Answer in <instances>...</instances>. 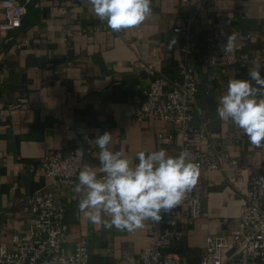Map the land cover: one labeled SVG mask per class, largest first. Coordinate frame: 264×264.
Returning a JSON list of instances; mask_svg holds the SVG:
<instances>
[{
	"label": "crops",
	"instance_id": "0c3cea01",
	"mask_svg": "<svg viewBox=\"0 0 264 264\" xmlns=\"http://www.w3.org/2000/svg\"><path fill=\"white\" fill-rule=\"evenodd\" d=\"M19 2L25 13L9 33L12 39L5 42L0 34V247L12 248L11 234L25 231L23 206L30 195L48 191L64 210L65 250L84 238L89 264H138L130 257L147 244L150 221L133 232L93 225L78 212V180L62 185L37 167L48 150L60 149L81 160L80 171L85 165L98 168L99 149L89 141L105 131L113 135L111 150L123 149L134 163L139 151L164 148L177 156L182 141L193 136L161 119L136 121L131 108L154 77H164L168 86L179 81L184 38L172 27L177 16H191L197 49L186 62L195 68L199 88L192 122L206 125L217 150L239 159L238 169L200 172L194 187L202 195L203 213L194 220L181 217L180 240L198 252L189 256V264H199L206 237L228 231L239 217L250 177L264 174V148L252 147L239 128L216 112L230 79H250L254 63L261 65L264 78V0H151L152 16L135 30L119 33L96 18L84 0ZM220 16L237 18L239 28L252 38L227 60L202 64L199 58ZM164 130L174 132L171 143L158 142L157 133ZM88 147L95 152L89 154ZM81 148L82 154L77 152ZM176 251L173 247L174 256L181 257Z\"/></svg>",
	"mask_w": 264,
	"mask_h": 264
},
{
	"label": "built area",
	"instance_id": "2783aa9c",
	"mask_svg": "<svg viewBox=\"0 0 264 264\" xmlns=\"http://www.w3.org/2000/svg\"><path fill=\"white\" fill-rule=\"evenodd\" d=\"M186 1V0H184ZM0 34L5 42L12 37L25 13L19 0H1ZM237 18L220 16L213 22V29L207 41V50L201 55L202 64H215L218 59H228L230 53L247 45L252 34L237 25ZM191 16H177L172 32L184 38L179 51L184 59L180 64V79L167 85L162 76L154 77L139 104L131 108V116L136 121L147 117L170 123L184 136L179 153L187 150L200 172L238 169L239 159L225 151L217 150L209 141L206 125L193 124V109L199 91L195 80V68L186 62L197 45L192 41ZM233 37V48L224 52L228 38ZM174 132L164 130L157 133L159 143H171ZM89 154L95 152L88 147ZM81 160L74 154H65L60 149H50L42 157L37 170L52 177L62 185H73L78 180ZM16 185L12 186V190ZM23 211L27 215V226L23 232L10 236L12 248L0 247V264H89L90 251L86 239H79L70 251L65 250L68 224L64 220V210L56 204L52 192L36 191L30 195ZM203 213L202 195L192 188L186 193L181 204L170 213L164 214L159 223L150 221L147 228L148 242L130 260L138 264H185L182 257L174 256L170 247L183 235L182 215L194 220ZM199 264H264V174L250 177L244 193L239 217L221 234L210 233L206 237Z\"/></svg>",
	"mask_w": 264,
	"mask_h": 264
},
{
	"label": "clouds",
	"instance_id": "9594fccd",
	"mask_svg": "<svg viewBox=\"0 0 264 264\" xmlns=\"http://www.w3.org/2000/svg\"><path fill=\"white\" fill-rule=\"evenodd\" d=\"M101 22L116 33L132 31L152 16L151 0H84ZM233 48L230 36L224 52ZM261 65L249 69L250 79L232 78L217 101L222 121H231L254 148H264V78ZM253 81L255 84H253ZM99 167L85 165L75 192L82 194L78 212L93 225L133 232L148 221L159 223L181 204L197 184L199 165L187 150L171 156L164 148L136 153L137 163L123 150L109 147L113 135L105 131L94 141ZM78 153L82 154L83 149Z\"/></svg>",
	"mask_w": 264,
	"mask_h": 264
},
{
	"label": "trees",
	"instance_id": "16d2710c",
	"mask_svg": "<svg viewBox=\"0 0 264 264\" xmlns=\"http://www.w3.org/2000/svg\"><path fill=\"white\" fill-rule=\"evenodd\" d=\"M173 247H177V251L181 257H183L187 264H189V256L190 255H197V250L191 249L186 244H184L181 240L175 241L172 243L170 250L172 251Z\"/></svg>",
	"mask_w": 264,
	"mask_h": 264
}]
</instances>
